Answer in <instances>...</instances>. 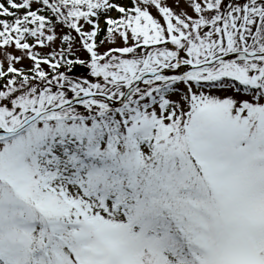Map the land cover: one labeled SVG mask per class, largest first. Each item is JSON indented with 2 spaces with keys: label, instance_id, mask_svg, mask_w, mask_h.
I'll return each mask as SVG.
<instances>
[{
  "label": "snow or ice",
  "instance_id": "1",
  "mask_svg": "<svg viewBox=\"0 0 264 264\" xmlns=\"http://www.w3.org/2000/svg\"><path fill=\"white\" fill-rule=\"evenodd\" d=\"M0 264H264V0H0Z\"/></svg>",
  "mask_w": 264,
  "mask_h": 264
},
{
  "label": "rangeland",
  "instance_id": "2",
  "mask_svg": "<svg viewBox=\"0 0 264 264\" xmlns=\"http://www.w3.org/2000/svg\"><path fill=\"white\" fill-rule=\"evenodd\" d=\"M16 54L19 55V52H17ZM22 63L25 64V65H27V64H29L30 62L27 61V60H24V61H22ZM19 66H20V65H17V67H19Z\"/></svg>",
  "mask_w": 264,
  "mask_h": 264
}]
</instances>
